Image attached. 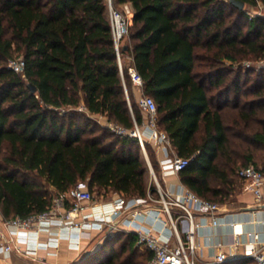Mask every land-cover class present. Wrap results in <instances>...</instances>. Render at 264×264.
<instances>
[{
  "label": "trees",
  "instance_id": "obj_1",
  "mask_svg": "<svg viewBox=\"0 0 264 264\" xmlns=\"http://www.w3.org/2000/svg\"><path fill=\"white\" fill-rule=\"evenodd\" d=\"M112 1L133 10L120 47L123 75L108 0H0V208L7 219L46 211L52 189L57 196L79 180L105 198L158 195L142 144L130 133L148 120L130 66L157 103L156 126L172 153L189 159L179 172L189 190L220 203L240 187V168H261L264 65L243 61L264 60V15L250 18L227 0ZM17 57L22 71L9 66ZM136 235L115 233L83 262L150 264L152 252L135 246Z\"/></svg>",
  "mask_w": 264,
  "mask_h": 264
},
{
  "label": "built area",
  "instance_id": "obj_2",
  "mask_svg": "<svg viewBox=\"0 0 264 264\" xmlns=\"http://www.w3.org/2000/svg\"><path fill=\"white\" fill-rule=\"evenodd\" d=\"M108 4L117 58L121 74L123 75L120 47L123 38L129 31L133 10L128 3L124 4L123 10L116 8L112 0H108ZM249 15L250 18H253L256 15H264V12L257 10L250 12ZM245 65H264V60L257 61L256 63L245 62ZM9 66L13 67L16 71H22L25 66V61L23 58L12 59L9 61ZM129 71L135 85L141 87L143 80L136 69L130 66ZM138 101L147 114L151 138L164 141L170 146L166 133L158 130L156 126L157 103L155 99L142 92ZM110 126L112 130L118 133L128 132L126 129L112 123ZM130 133L137 136L142 144L143 151L149 161L150 170L155 181V190L158 195L155 196L152 190L148 191L146 197L126 198L124 195L118 194L114 199L109 201V208H100L98 210L96 216L97 221L101 225H110L117 228L118 218L125 213L135 218L137 215L147 211L148 208H151V203H160L161 210L167 215L166 223L171 229V234L163 235L160 232H155L153 229H142L137 232V244L152 252L150 264H202L197 258L198 242L196 238V230L201 226V222L196 220L195 212H209L213 216L212 222L216 224L218 223L216 214L220 210V203L204 199L189 189L180 195H174L172 192L167 191L160 182L150 162L141 128L136 126ZM188 163V158L172 154L163 159L161 165L165 172L179 173ZM239 175L242 179V188L247 191H252L258 200H262L264 170L252 163L240 168ZM94 200L88 182L86 180H79L67 192L57 195L53 199L51 207L46 211L28 218L16 217L10 219L9 222L19 230H27L32 227L45 229L53 224H64L79 228L89 220V216L84 214V212L91 207ZM174 206L183 210V215L187 221L185 226L179 224L180 216H177L173 211ZM80 215L82 218L78 219ZM12 242V239H7L0 232V251L12 250ZM238 246V241L231 245V254H236L235 251ZM246 255L253 258L257 264H264V240L259 238V234H255L254 242L249 245ZM235 257L238 256L235 255ZM228 259L229 254L227 251L220 249L214 259L207 262V264H220L226 262Z\"/></svg>",
  "mask_w": 264,
  "mask_h": 264
},
{
  "label": "crops",
  "instance_id": "obj_3",
  "mask_svg": "<svg viewBox=\"0 0 264 264\" xmlns=\"http://www.w3.org/2000/svg\"><path fill=\"white\" fill-rule=\"evenodd\" d=\"M130 59L129 57L128 62L131 61ZM135 91L139 97L143 92L142 86L135 85ZM141 131L144 139L151 143L156 158L160 162V182L163 187L174 195L184 193L188 188L182 183L179 173L165 172L161 165L163 159L174 154L170 146L164 141L151 138L148 120L141 127ZM259 166L264 170V161ZM117 195L95 199L91 207L84 212L89 216V220L79 228L53 224L45 229L32 227L19 230L9 222L10 219L4 217L0 208V232L7 239L13 240L12 250L0 251V264H98L96 260L89 261L90 263L83 261L95 254L105 240L117 232L133 231L137 234L138 230L153 229L163 235L171 234V229L166 223L167 215L161 210L160 203H151V208L135 218L125 213L118 218L117 228L101 225L96 218L98 210L109 208V201ZM173 211L180 216L179 224L185 226L187 221L183 210L174 206ZM81 215L78 219L82 218ZM216 216L218 223L214 224L213 216L209 212H195L196 220L201 222V226L196 230L198 260L202 264H207L214 259L220 249L227 251L228 260L249 258L246 252L249 245L254 242L255 234H259V238L264 240V186L263 198L258 200L252 191L244 190L241 183L231 198L220 202V210ZM237 241L239 246L235 251L236 254H231V245ZM135 246L141 250L144 248L137 244V239ZM144 250L147 251L145 248Z\"/></svg>",
  "mask_w": 264,
  "mask_h": 264
},
{
  "label": "rangeland",
  "instance_id": "obj_4",
  "mask_svg": "<svg viewBox=\"0 0 264 264\" xmlns=\"http://www.w3.org/2000/svg\"><path fill=\"white\" fill-rule=\"evenodd\" d=\"M227 1H230V0H227ZM119 9L120 10H122L123 9V6H121V7H119ZM244 9L247 11V13H250V12H255V11H257V10H262L263 12H264V5L260 2L257 6H250V5H247V4H245V7H244ZM22 56V55H21ZM21 56H19V57H21ZM19 57H17V58H19ZM128 62V61H127ZM228 62H230V61H228ZM245 62H250V63H256L257 61H253V60H244L243 61V65L246 67L247 65H245ZM235 63H240V64H242V62H235ZM95 117L97 118V120H98V122L99 123H101L102 125H109L110 123L108 122V120H107V118L105 117V116H102V115H95ZM146 147V146H145ZM150 148V150H151V146L149 147ZM147 149V148H146ZM148 152V151H147ZM148 163H149V161H148ZM149 167H150V165H149ZM150 169V168H149ZM156 172V174H157V176H158V178L160 179V170L158 169L157 171H155ZM148 178H149V182L151 181V183H153V185H155V181H154V177H153V175H152V173H151V170H150V172H149V174H148ZM51 191H53L54 192V197H56V195H55V191L52 189ZM113 195V194H112ZM114 195H115V193H114ZM117 195V194H116ZM93 197H94V199H105V197L104 196H100L97 192H93ZM108 198V197H107ZM142 250L143 251H145L144 250V248H142ZM105 255V254H104Z\"/></svg>",
  "mask_w": 264,
  "mask_h": 264
},
{
  "label": "water",
  "instance_id": "obj_5",
  "mask_svg": "<svg viewBox=\"0 0 264 264\" xmlns=\"http://www.w3.org/2000/svg\"><path fill=\"white\" fill-rule=\"evenodd\" d=\"M235 6H237L240 9H244L245 2L243 0H230ZM126 47V46H125ZM30 87L33 92H35L37 89L33 84H30Z\"/></svg>",
  "mask_w": 264,
  "mask_h": 264
},
{
  "label": "bare ground",
  "instance_id": "obj_6",
  "mask_svg": "<svg viewBox=\"0 0 264 264\" xmlns=\"http://www.w3.org/2000/svg\"><path fill=\"white\" fill-rule=\"evenodd\" d=\"M120 29H121V26L119 25Z\"/></svg>",
  "mask_w": 264,
  "mask_h": 264
}]
</instances>
